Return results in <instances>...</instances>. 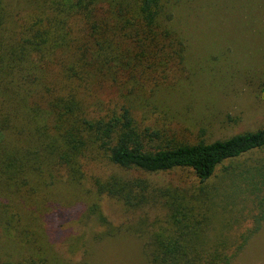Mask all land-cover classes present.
I'll return each mask as SVG.
<instances>
[{
	"label": "rangeland",
	"instance_id": "374dc122",
	"mask_svg": "<svg viewBox=\"0 0 264 264\" xmlns=\"http://www.w3.org/2000/svg\"><path fill=\"white\" fill-rule=\"evenodd\" d=\"M167 1L170 27L183 42L173 48L179 54L151 53L121 84H94L88 104L103 103L104 110L129 106L142 129L178 143H211L261 129L264 0ZM3 3L17 16L18 30L30 16V0ZM3 135L11 145L24 141L0 124V143ZM34 157L37 172L23 169L11 177L0 156V264L31 258L42 264H148L153 236L167 219L161 203L130 208L98 193L99 181L119 173L105 160H83L74 175L64 168L52 172L45 151ZM263 161L264 149L227 162L206 185L227 200L208 236H222L229 252L249 237L233 264H264V221L256 222L260 209L231 174ZM130 174L158 189L188 191L199 185L190 169Z\"/></svg>",
	"mask_w": 264,
	"mask_h": 264
},
{
	"label": "trees",
	"instance_id": "16d2710c",
	"mask_svg": "<svg viewBox=\"0 0 264 264\" xmlns=\"http://www.w3.org/2000/svg\"><path fill=\"white\" fill-rule=\"evenodd\" d=\"M30 2L29 18L16 30L17 16L9 15L0 0V124L7 134L24 140L11 145L3 135L0 156L6 172L11 177L23 169L37 172L33 159L42 151L48 154L52 172L64 168L75 175L82 169L81 161L105 160L119 173L99 181L98 193L130 208L159 202L166 209L167 219L153 236L148 264H233L249 237L229 252L222 236H208L207 228L227 200L206 185L225 163L264 149V126L211 143H178L142 129L129 106L104 110L99 108L103 103L88 104L94 84H121L151 53L179 54L173 48H182L183 42L170 27L168 1ZM78 21L81 30L74 28ZM9 30L13 33L6 36ZM177 169L192 170L198 187L158 189L148 179L130 174ZM231 174L260 209L256 222L261 224L264 161ZM17 264L42 262L31 258Z\"/></svg>",
	"mask_w": 264,
	"mask_h": 264
}]
</instances>
